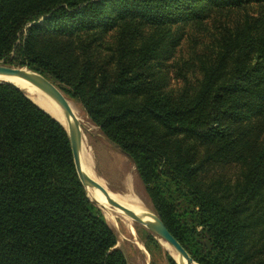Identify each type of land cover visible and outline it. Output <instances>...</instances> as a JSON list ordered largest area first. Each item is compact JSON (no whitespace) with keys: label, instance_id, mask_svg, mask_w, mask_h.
Returning a JSON list of instances; mask_svg holds the SVG:
<instances>
[{"label":"trees","instance_id":"obj_1","mask_svg":"<svg viewBox=\"0 0 264 264\" xmlns=\"http://www.w3.org/2000/svg\"><path fill=\"white\" fill-rule=\"evenodd\" d=\"M211 20L171 85L179 30ZM2 60L82 106L196 263L264 264V0H0ZM117 243L65 127L0 83V264H128Z\"/></svg>","mask_w":264,"mask_h":264},{"label":"rangeland","instance_id":"obj_2","mask_svg":"<svg viewBox=\"0 0 264 264\" xmlns=\"http://www.w3.org/2000/svg\"><path fill=\"white\" fill-rule=\"evenodd\" d=\"M215 31L216 27L213 20L205 23L202 27L187 25L179 30V34L181 35L180 45L175 55L168 60L171 85L177 86L182 83L183 74L191 77L192 65L197 63L198 57L205 54V44L210 42L209 38ZM185 60H189V63L184 64ZM73 101L79 107L82 114L83 121L81 122L92 149L93 167L96 174L106 181L105 183L108 184L107 186L112 191H117L116 193L120 192V194L133 193L138 197L140 196L139 198L143 205L149 211L154 212L145 186L138 176L134 163L119 147L111 143L97 126L91 123L82 106L77 101ZM95 205L116 233L118 238L116 246L124 252L128 264H170L168 255L171 254L161 244L162 242H159L160 248L153 244H150V248L147 247L146 231L148 230L145 226L136 221L135 233H132L122 225V220L117 216L112 217L114 222H109L106 219L107 215L105 217L104 210L99 205ZM112 208L125 213L120 209Z\"/></svg>","mask_w":264,"mask_h":264},{"label":"water","instance_id":"obj_3","mask_svg":"<svg viewBox=\"0 0 264 264\" xmlns=\"http://www.w3.org/2000/svg\"><path fill=\"white\" fill-rule=\"evenodd\" d=\"M0 76H18L20 78H23L36 88L45 92L61 106L63 115H61L57 110L49 107L48 105H45L41 98L36 97V100L31 99L30 96L24 91L23 87L13 82L0 79V83H9L21 89L33 102H35L39 107L49 113L53 118H55L59 123H61L65 127L69 135L76 170L86 190H88V188L90 187L100 190L103 194H105L107 202L110 206L132 215L135 220L141 225L145 226L147 230L159 240L160 243L161 241L168 243L169 246H171L177 253H179L182 258H186L187 264H193L195 262V260L187 252L183 245L169 231L165 223L162 221L159 215L155 213V211H149V213L147 214L149 218L144 219V216H140L134 210L120 203L118 200L111 196L108 189L104 185H102L100 182L85 173V171L83 170L81 159V152L83 147V124L75 115L73 107L71 106V103L69 102L67 96L57 86L56 83H54L49 78L33 69H30L25 66L7 64L4 61H0ZM43 106L47 107L48 110L45 109ZM63 116L68 123V127H66L63 121L61 120L63 119ZM90 200L93 201L95 204L97 203L91 198ZM172 258L174 259L173 256Z\"/></svg>","mask_w":264,"mask_h":264},{"label":"bare ground","instance_id":"obj_4","mask_svg":"<svg viewBox=\"0 0 264 264\" xmlns=\"http://www.w3.org/2000/svg\"><path fill=\"white\" fill-rule=\"evenodd\" d=\"M0 79L13 82V83L23 87L24 91L30 96L31 99L36 100L35 98L39 97V98H41V100H43L45 105H48L49 107L57 110L61 115H63V111H62L61 106L53 98H51L49 95H47L42 90L33 86L31 83H29L25 79L20 78L18 76H0ZM68 100L71 103V106L73 107L75 115L79 118L80 121H83L82 120V114H81L79 107L76 105V103L72 99L68 98ZM43 107L48 110L47 107H45V106H43ZM63 119H61V120L63 121L64 125L66 127H68V123H67L66 119L64 118V116H63ZM81 159H82L83 170L85 171V173L88 174L89 176H91L92 178H94L95 180H97L98 182H100L102 185H104L108 189V191L112 197H114L116 200H118L120 203H122L126 207L134 210L140 216H142V217L144 216V219L149 218L147 216V214L149 213V210L141 202V200L139 198L140 196L138 197V196L134 195L133 193L132 194L131 193L120 194V192L116 193L117 191L116 192L114 190L112 191L107 186L108 184L105 183L106 181L101 179L96 174V172L94 171V167H93L92 149L90 147V143H89L88 138L84 132V129H83V147H82V152H81ZM131 177H129V178H131ZM88 195L91 197L92 200L97 202L96 204L99 205L101 207V209L104 210L105 217L107 215L106 219L109 222H114V219L112 217L117 216L118 218H120L122 220V225H124L125 228H127L130 232L135 233L136 220L132 215H130L128 213L116 211L115 209H113L108 204L105 194H103L100 190H98L96 188H91V187L88 188ZM161 242H162V245H164V247L166 248V250L169 251L171 256L174 257V259L177 261V263L187 264L186 258H182L179 255V253H177L171 246H169L168 243H166L164 241H161ZM193 264H198V263L194 262Z\"/></svg>","mask_w":264,"mask_h":264}]
</instances>
